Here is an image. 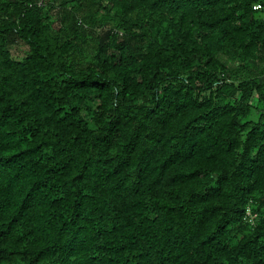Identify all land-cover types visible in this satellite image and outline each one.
I'll return each mask as SVG.
<instances>
[{"label": "trees", "instance_id": "1", "mask_svg": "<svg viewBox=\"0 0 264 264\" xmlns=\"http://www.w3.org/2000/svg\"><path fill=\"white\" fill-rule=\"evenodd\" d=\"M247 210L264 0H0V264H264Z\"/></svg>", "mask_w": 264, "mask_h": 264}, {"label": "built area", "instance_id": "2", "mask_svg": "<svg viewBox=\"0 0 264 264\" xmlns=\"http://www.w3.org/2000/svg\"><path fill=\"white\" fill-rule=\"evenodd\" d=\"M253 10H260V6L259 5L254 6ZM245 219L249 224L253 225L255 221H258L259 219H264V210L258 213H252L247 210L245 212Z\"/></svg>", "mask_w": 264, "mask_h": 264}, {"label": "rangeland", "instance_id": "3", "mask_svg": "<svg viewBox=\"0 0 264 264\" xmlns=\"http://www.w3.org/2000/svg\"><path fill=\"white\" fill-rule=\"evenodd\" d=\"M11 54L15 58H20L25 55L26 49L21 45H15L11 49Z\"/></svg>", "mask_w": 264, "mask_h": 264}]
</instances>
